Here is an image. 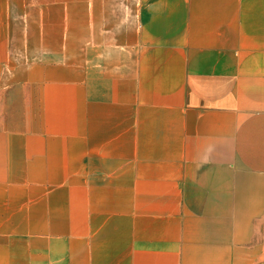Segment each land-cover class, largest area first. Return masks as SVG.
<instances>
[{
	"label": "crops",
	"instance_id": "obj_1",
	"mask_svg": "<svg viewBox=\"0 0 264 264\" xmlns=\"http://www.w3.org/2000/svg\"><path fill=\"white\" fill-rule=\"evenodd\" d=\"M0 264H264V0H0Z\"/></svg>",
	"mask_w": 264,
	"mask_h": 264
}]
</instances>
